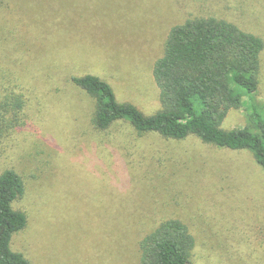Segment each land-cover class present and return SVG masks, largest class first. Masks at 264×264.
I'll list each match as a JSON object with an SVG mask.
<instances>
[{
	"label": "rangeland",
	"instance_id": "obj_1",
	"mask_svg": "<svg viewBox=\"0 0 264 264\" xmlns=\"http://www.w3.org/2000/svg\"><path fill=\"white\" fill-rule=\"evenodd\" d=\"M205 17L264 41V0H0V102H23L0 134V172L25 187L12 251L30 264H140L141 238L176 219L195 239L192 264H264V172L250 154L122 122L97 132L92 99L70 82L98 76L151 116L169 31ZM252 101L264 106V50ZM247 121L231 111L222 128Z\"/></svg>",
	"mask_w": 264,
	"mask_h": 264
},
{
	"label": "trees",
	"instance_id": "obj_2",
	"mask_svg": "<svg viewBox=\"0 0 264 264\" xmlns=\"http://www.w3.org/2000/svg\"><path fill=\"white\" fill-rule=\"evenodd\" d=\"M263 50L260 37L214 17L174 26L152 67L159 110L151 116L119 103L110 83L98 76H73L70 82L92 99L91 125L97 132L122 122L138 135L155 133L175 141L194 136L219 149L250 154L264 172V106L252 101L260 83ZM22 107L23 102L14 98L0 102V134L18 125ZM243 108L248 111L246 126L224 130L228 114ZM24 191L15 170L0 172V264H30L10 247L13 235L27 225L25 214L13 209ZM194 247L195 239L184 223L166 220L139 241L140 264H192Z\"/></svg>",
	"mask_w": 264,
	"mask_h": 264
}]
</instances>
